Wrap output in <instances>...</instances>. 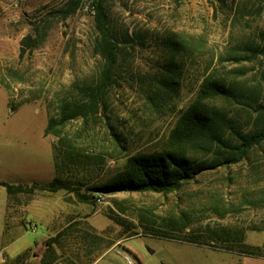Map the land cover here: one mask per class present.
Instances as JSON below:
<instances>
[{
    "label": "rangeland",
    "instance_id": "rangeland-1",
    "mask_svg": "<svg viewBox=\"0 0 264 264\" xmlns=\"http://www.w3.org/2000/svg\"><path fill=\"white\" fill-rule=\"evenodd\" d=\"M92 1L78 0L75 12L60 18L53 9L69 0H0V182L28 190L15 193L12 206L18 196L37 200L23 224L6 234L0 264H20L13 261L20 254L21 264H87L92 258L91 264H125L118 250H129L142 264H264V141L239 162L206 171L168 194L118 192L88 204L71 190L83 191L78 181L93 183L116 172L130 155L165 149L177 115L214 69L225 76L242 67L245 74L232 80L264 100V57L228 59L264 31V0H102L124 56L118 81L108 90L105 118L90 122L92 138L81 144V162L59 174L69 189L38 188L56 175L54 138L43 134L48 116L58 98L76 96L77 85L95 78L101 65L93 50ZM32 23L47 25L48 34L20 56V40ZM167 37L180 44V79L171 104L152 111L145 94L168 56ZM216 103L241 122L248 117L241 103ZM80 122L68 125L71 134ZM107 122L118 132L116 145ZM5 194L7 200L0 185L1 205ZM171 216L187 226H165ZM150 225L172 237L145 234ZM131 231L137 234L127 236ZM95 235L99 243H88ZM248 245L263 255L241 253Z\"/></svg>",
    "mask_w": 264,
    "mask_h": 264
},
{
    "label": "trees",
    "instance_id": "trees-1",
    "mask_svg": "<svg viewBox=\"0 0 264 264\" xmlns=\"http://www.w3.org/2000/svg\"><path fill=\"white\" fill-rule=\"evenodd\" d=\"M91 5L96 32L93 50L99 56L101 65L95 78L77 85L76 96L58 98L55 112L47 118L43 134L54 138L51 141V151L56 175L48 184L38 188L48 192L69 189L67 182L59 174L66 167H77L81 162V144L92 138L90 122L97 123L100 118H105L108 90L117 83V76L122 68L121 58L124 56L121 55V41L109 25L107 6L102 0H93ZM77 6L78 0H69L63 7L53 9V14L66 18L75 12ZM47 28V25L32 23L30 31L20 40L19 55L22 56L25 51H32L40 45L48 34ZM259 36L257 41L246 43L243 51L228 56V59L241 62L264 57V31ZM163 43L168 56L153 73L151 87L145 94L146 104L152 111H159L171 104L180 79L179 64L175 60L181 51L179 41L167 37ZM8 70L11 72L13 69ZM12 73L15 75L18 71L13 70ZM224 74L225 76L214 69L203 76L194 100L177 115L165 149L130 155L119 170L98 177L93 183L78 181L77 184L83 191L73 187L71 189L75 191L78 201L94 204L99 197L118 192L168 194L179 190L206 171L234 164L245 158L253 147L264 141V100L258 98L256 91L247 95L232 80L245 74L242 67L225 71ZM224 100L243 104L248 117L242 122L237 120L234 114L217 105L216 101ZM251 116L253 118L250 121ZM76 120L81 121V124L71 134L68 125ZM105 125L116 145L119 141L116 128L109 122ZM0 184L5 186L10 198L15 193L28 191L23 184ZM167 220L169 223L165 226L168 227L180 224L183 229L187 226L182 217L171 216ZM151 228L155 227L144 226V233L172 237L166 229L158 231ZM135 234L137 232L131 231L127 236ZM99 238L100 236L95 235L92 239H86L90 244H97L101 240ZM111 244L113 242L101 249L108 248ZM240 252L263 255L260 247L253 245L245 246ZM24 258L25 254H20L13 261L21 264ZM94 260L90 259L87 264Z\"/></svg>",
    "mask_w": 264,
    "mask_h": 264
},
{
    "label": "crops",
    "instance_id": "crops-1",
    "mask_svg": "<svg viewBox=\"0 0 264 264\" xmlns=\"http://www.w3.org/2000/svg\"><path fill=\"white\" fill-rule=\"evenodd\" d=\"M32 183H36V182H32ZM32 183H29L27 185L29 186ZM34 199L35 197L33 198L32 196L28 198L18 196L15 198L14 201L15 203L12 206L11 204L12 199L8 196L6 200V194H5L2 205L0 201V250L5 248L6 246V242H5L6 234L9 233L11 229L15 228L16 226H21L23 224V218L25 217V214L28 211H32L33 203H37V200ZM32 217L34 218L32 219V221H35L36 217L34 215ZM125 251L131 253L134 257H136L140 261V259L134 253L130 252L129 250H125ZM95 262L93 264H95Z\"/></svg>",
    "mask_w": 264,
    "mask_h": 264
},
{
    "label": "built area",
    "instance_id": "built-area-1",
    "mask_svg": "<svg viewBox=\"0 0 264 264\" xmlns=\"http://www.w3.org/2000/svg\"><path fill=\"white\" fill-rule=\"evenodd\" d=\"M117 252L121 254L122 259L125 264H141V262L136 257H134L131 253L125 250H122V251L118 250Z\"/></svg>",
    "mask_w": 264,
    "mask_h": 264
}]
</instances>
